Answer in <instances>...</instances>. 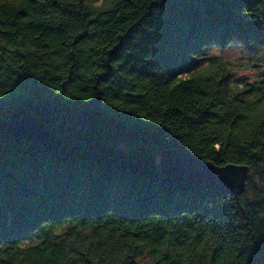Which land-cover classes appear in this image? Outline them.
Wrapping results in <instances>:
<instances>
[{"label":"trees","instance_id":"1","mask_svg":"<svg viewBox=\"0 0 264 264\" xmlns=\"http://www.w3.org/2000/svg\"><path fill=\"white\" fill-rule=\"evenodd\" d=\"M234 40L264 49V0H0V117L57 133L0 130V264H264V72L205 54ZM174 147L244 191L163 173Z\"/></svg>","mask_w":264,"mask_h":264},{"label":"water","instance_id":"2","mask_svg":"<svg viewBox=\"0 0 264 264\" xmlns=\"http://www.w3.org/2000/svg\"><path fill=\"white\" fill-rule=\"evenodd\" d=\"M2 129L35 141L52 140L57 137L56 132L48 129L22 105L12 109L7 118L0 117V130ZM156 163L163 173L191 181L198 187L235 196L244 191L249 172V167L245 164L217 165L210 160L188 153L181 147L163 149L157 155Z\"/></svg>","mask_w":264,"mask_h":264},{"label":"rangeland","instance_id":"3","mask_svg":"<svg viewBox=\"0 0 264 264\" xmlns=\"http://www.w3.org/2000/svg\"><path fill=\"white\" fill-rule=\"evenodd\" d=\"M97 1L99 2L100 0ZM205 54L218 55L220 58L233 65L234 68L230 77L232 83L239 84L243 80H256L264 72V49L257 51L246 49L238 40L230 42L225 47L210 44L206 47ZM251 184L255 187H260V177L258 175H252ZM245 197L247 200H252L254 198L252 190H247ZM64 227L65 226H62L56 229V233H62ZM37 241V238L33 239L34 243ZM136 261L138 264H153L154 262L153 258L148 255H143L137 258Z\"/></svg>","mask_w":264,"mask_h":264},{"label":"snow or ice","instance_id":"4","mask_svg":"<svg viewBox=\"0 0 264 264\" xmlns=\"http://www.w3.org/2000/svg\"><path fill=\"white\" fill-rule=\"evenodd\" d=\"M226 178V177H225Z\"/></svg>","mask_w":264,"mask_h":264}]
</instances>
